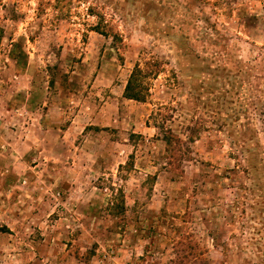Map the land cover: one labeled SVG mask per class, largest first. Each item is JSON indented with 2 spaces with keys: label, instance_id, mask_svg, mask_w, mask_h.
Masks as SVG:
<instances>
[{
  "label": "rangeland",
  "instance_id": "rangeland-1",
  "mask_svg": "<svg viewBox=\"0 0 264 264\" xmlns=\"http://www.w3.org/2000/svg\"><path fill=\"white\" fill-rule=\"evenodd\" d=\"M29 246L264 264V0H0V264Z\"/></svg>",
  "mask_w": 264,
  "mask_h": 264
},
{
  "label": "trees",
  "instance_id": "trees-1",
  "mask_svg": "<svg viewBox=\"0 0 264 264\" xmlns=\"http://www.w3.org/2000/svg\"><path fill=\"white\" fill-rule=\"evenodd\" d=\"M149 75V73L141 69L138 65L131 72L125 87H124V97L130 100L135 101H143L145 98V94L147 92V86L144 82L145 78ZM162 122L165 123V116H162ZM164 127L163 131L169 138H172L168 129ZM167 136L163 139L166 141ZM173 139V138H172ZM169 144L170 141H167ZM171 145V144H170ZM184 258V257H183Z\"/></svg>",
  "mask_w": 264,
  "mask_h": 264
},
{
  "label": "crops",
  "instance_id": "crops-1",
  "mask_svg": "<svg viewBox=\"0 0 264 264\" xmlns=\"http://www.w3.org/2000/svg\"><path fill=\"white\" fill-rule=\"evenodd\" d=\"M25 183V182H24ZM28 186H32V187H35L36 186V182L35 181H32V182H27L26 183ZM8 216V215H7ZM9 217V216H8ZM12 217L14 218V219H16V221H18V224L21 226V227H23V225H24V223L21 221V220H23L24 218H33V217H36V214H35V212H29L28 214H26V215H12ZM17 229L18 228H16V230H15V232L16 233H19V232H17ZM44 247H46V246H44ZM37 247L36 246H29V249H27L26 250V252L29 254V256L31 257V259L34 261V262H40V263H43V264H46V262H47V256L45 255V254H41V253H39L38 255L36 254V252H37V249H36ZM19 251H21V252H19L18 253V256H19V259H20V261L22 262V261H26V259H27V256L24 254L25 253V250H22V249H19ZM23 251V252H22Z\"/></svg>",
  "mask_w": 264,
  "mask_h": 264
}]
</instances>
